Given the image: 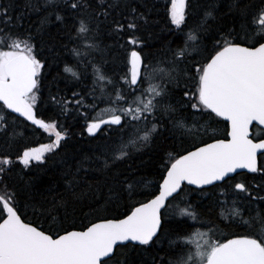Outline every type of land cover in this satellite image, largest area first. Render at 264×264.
<instances>
[{
  "label": "snow or ice",
  "instance_id": "obj_1",
  "mask_svg": "<svg viewBox=\"0 0 264 264\" xmlns=\"http://www.w3.org/2000/svg\"><path fill=\"white\" fill-rule=\"evenodd\" d=\"M193 5L165 0V28L153 33L158 5L148 0H24L15 16V0H0V129L7 133V116L16 113L13 122L22 117L49 137L15 159L0 154V264H264V181L249 185L231 175L244 169L264 177V0H204L189 26ZM32 14L38 22L23 28ZM145 32L160 42L156 53L147 51ZM109 57L119 60L111 73ZM60 63L53 81L80 83L91 69L93 97L86 104L83 90L53 96L61 115L76 111L90 136L102 126L119 135L74 162L61 156L63 191L49 187L45 195L39 176L19 184L7 177L20 165L43 169L66 144L61 122L37 112L44 81ZM97 89L107 105L99 112ZM221 121L220 136H208ZM250 126L259 134L250 135ZM158 137L191 143L161 158L159 181L146 190L133 156ZM190 193L211 196L209 211L218 209L225 227L243 232L213 239L219 229L186 199ZM177 198L182 207L172 203ZM113 208L123 211L109 218ZM28 209L49 226L25 219Z\"/></svg>",
  "mask_w": 264,
  "mask_h": 264
},
{
  "label": "trees",
  "instance_id": "obj_2",
  "mask_svg": "<svg viewBox=\"0 0 264 264\" xmlns=\"http://www.w3.org/2000/svg\"><path fill=\"white\" fill-rule=\"evenodd\" d=\"M23 2L24 0H15L16 6L13 9V16L20 13L21 9L23 8ZM149 5L155 3L158 5V13L157 16L156 12H153L152 15L156 17L160 22L158 24H153L151 26V31L153 33H161V30L165 28L166 21L164 20L165 12L163 9V5L165 3V0H148ZM204 3V0H194V5L192 9V15L188 17V25L191 26L193 23L196 22L198 19L201 8L196 5H202ZM38 22V16L35 14L27 16L24 20H22L21 26L25 29H27L28 24L32 23L35 24ZM49 27L52 29V31H55V27L52 25H49ZM187 29H185L186 31ZM102 31H106L105 29H102ZM166 35L165 33H162ZM181 34H177L179 36ZM145 39L149 40V43L152 45L150 49L147 51H151L153 53H156L159 50L160 42L154 39H149L148 33H144ZM176 42H179L177 40V37H170ZM104 43L112 44L113 40L109 39L106 35L102 38ZM176 44H173V47H175ZM69 48L72 47L71 44L68 45ZM119 50L114 48L113 49V55H115ZM194 55V53H193ZM97 57H99V54H96ZM64 59L68 60L69 63H72V57L69 54L64 55ZM110 63L107 65V69L109 73L116 70L117 64L119 63V60L117 59L116 63L111 62V57H109ZM63 68V63H60L59 65H53V68L51 69L50 75L47 77V79L44 81V87L42 89V97L38 101V115L41 118H44L46 120L51 119H58L64 128L68 131V137H66V144L64 147L59 151V155L55 157H51L47 163V165L44 166L43 169L40 168H33L31 171L27 169H23L22 165L16 167L13 169V171L8 175L7 179L10 184H19L21 183V177L24 179H28L30 177L39 176L40 180L37 182L39 187L44 190L45 195H51L47 192V189L51 187L53 189L54 193H60L63 191V181L60 179V171L63 165L60 163V157L64 156L65 153H67V159L69 162H74L75 159L80 158V156L84 153L91 152L92 150L96 149L99 145H102L105 140L104 138L107 136L112 137L113 139L117 138L119 133L118 132H112L110 129L105 127L102 131H99L95 136H88L86 133V124L84 123L83 119L80 117V115L76 111H69L65 115H61L60 112V106L52 100V97L55 96L57 100H59L61 97L68 98L71 96V92L73 90L80 91L83 90V92L86 94L85 103L91 104L93 102V97L91 95H87L89 92V89L92 87V74L91 69L89 68L84 80L80 83H77L72 80H65L63 78L57 79L56 81H53V76H56L59 71H61ZM97 96L100 97L99 89H97ZM175 100V97L173 98V102ZM97 103V112H99L100 109L105 108L107 105L103 102V97H100L96 101ZM84 111L83 108H81V112ZM5 113H8L5 111ZM97 113H92L91 115L95 116ZM12 117H15L13 115L7 116L8 124L5 125L7 127V133H5L2 129H0V154H10L13 159H15V155L19 152H22V150L25 147H37L41 144H45L49 142V138L46 137L44 132H42L41 129L34 128L30 124H28L26 121L22 119H16L14 122L12 120ZM218 119V118H217ZM203 122V121H202ZM11 126H8V125ZM225 123L221 121L219 124L212 123L210 125V129L208 132V136L216 135L220 136L221 130L224 128ZM116 127V126H113ZM211 129H216L215 133ZM253 136L258 135V129L254 127L252 129ZM207 139V136L204 137ZM125 139H127V136H125ZM210 142V141H209ZM191 141H187L184 143H181L179 141H173L171 139H164L161 137H158L153 145L148 148L142 150L140 153H136L133 156V168H135L136 175L138 177H142L144 181L147 182V189L146 190H152V186L157 184L160 178V162L161 158L164 160L167 159V153L168 152H181L183 148L188 147ZM64 144V142H62ZM50 155V154H49ZM259 162H264V157L259 158ZM237 180H245L249 183V185L254 184H260L262 181H264V177H262L259 174H246V173H240V175H235ZM189 188V187H188ZM218 190L216 192V195H218ZM183 195V194H182ZM189 198L188 201L194 203L197 205V210L203 213V220L207 221L209 219L213 220L215 222V225L218 227V231H216L214 234H212L213 239H223L225 236L228 238H231L229 235L232 232L242 233V228H234V227H225V224L227 221H220L218 219V209H214L211 212L209 211L207 205L209 201L211 200V196H197L196 193H190L188 194ZM260 195L264 196V192H261ZM221 199H224L221 197ZM229 203H231V196L228 197ZM173 204L182 203V201L177 198V200L172 201ZM260 207H264V202L259 203ZM227 210V209H226ZM23 211V208H22ZM118 211H123V209L116 210L115 208L110 209L109 218H111L112 215L117 214ZM84 212H89V209L86 207L84 209ZM103 214V213H102ZM246 214V213H245ZM83 215V214H80ZM92 216H89L87 219H84L83 221L78 217L76 219V224L79 226L81 223H87L89 219H92ZM25 219H34L36 220L37 224H44V227H48V223H44L43 220H38L35 217L31 216V209H28L27 215L25 216ZM70 222V221H69ZM50 223V222H49ZM191 224V222H189ZM194 228H199L200 231H208L209 229H212L214 227L213 224H205L204 226H201L199 224L194 225ZM193 230L192 228L189 229V231ZM167 246V241L165 240L164 245Z\"/></svg>",
  "mask_w": 264,
  "mask_h": 264
},
{
  "label": "water",
  "instance_id": "obj_3",
  "mask_svg": "<svg viewBox=\"0 0 264 264\" xmlns=\"http://www.w3.org/2000/svg\"><path fill=\"white\" fill-rule=\"evenodd\" d=\"M7 110V109H6ZM7 112L8 113H10V110H7ZM13 116H15V117H18V114H16V113H11ZM20 119H23L22 117H19ZM219 119V118H218ZM24 120V119H23ZM28 122V121H27ZM29 124H31L30 122H28ZM225 123V122H224ZM33 127H35V128H37L36 126H34V125H32ZM104 127H106V126H102V129L104 128ZM254 127H256V126H250V135H252L253 136V134H252V129L254 128ZM257 128V127H256ZM38 129V128H37ZM87 132V131H86ZM99 132V131H98ZM97 132V133H98ZM96 133V134H97ZM88 134V133H87ZM89 135V134H88ZM90 136V135H89ZM258 162H259V158H258ZM237 172L238 173H246V174H251V173H247V170H244V169H238L237 170ZM231 175H233V176H235L236 174L234 173V174H231ZM188 187H194V186H188Z\"/></svg>",
  "mask_w": 264,
  "mask_h": 264
},
{
  "label": "rangeland",
  "instance_id": "obj_4",
  "mask_svg": "<svg viewBox=\"0 0 264 264\" xmlns=\"http://www.w3.org/2000/svg\"><path fill=\"white\" fill-rule=\"evenodd\" d=\"M104 103H105V102H104ZM102 109H103V108H102ZM42 132H43V130H42ZM86 133H87V132H86ZM98 133H99V132H98ZM44 134L46 135L47 138H49L47 133L44 132ZM95 135H96V134H95ZM37 147H38V146H37ZM22 167H23V166H22ZM188 198H189V195H187L186 199L188 200ZM180 206H181V207L183 206V202L180 203Z\"/></svg>",
  "mask_w": 264,
  "mask_h": 264
}]
</instances>
